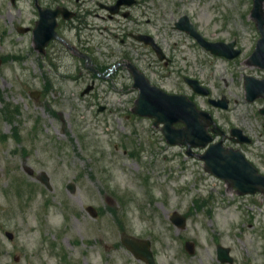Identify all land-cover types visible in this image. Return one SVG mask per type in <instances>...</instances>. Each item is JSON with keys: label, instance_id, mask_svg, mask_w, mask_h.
I'll list each match as a JSON object with an SVG mask.
<instances>
[{"label": "rangeland", "instance_id": "obj_1", "mask_svg": "<svg viewBox=\"0 0 264 264\" xmlns=\"http://www.w3.org/2000/svg\"><path fill=\"white\" fill-rule=\"evenodd\" d=\"M252 8V0H138L132 21L107 19L101 31L85 33L94 35L86 50L99 66L128 59L149 78L166 74L168 92L191 99L183 78L192 77L212 97L226 95L227 111L198 95L192 101L227 133L224 146L264 174V100L247 102L244 88L245 75H264L246 60L260 36ZM9 10L0 0V264H145L122 244L123 233L150 240L157 264H221L218 244L232 250L233 264H264V194H239L205 170L203 149L188 156L154 119L135 115L127 67L93 79L75 45L52 62L15 28ZM183 16L210 42L235 41L242 55H211L175 28ZM137 33L152 36L175 63L164 67ZM235 127L253 143L234 144ZM43 172L51 190L39 180ZM174 212L187 218L185 229L170 221ZM186 241L195 243L194 255Z\"/></svg>", "mask_w": 264, "mask_h": 264}, {"label": "water", "instance_id": "obj_2", "mask_svg": "<svg viewBox=\"0 0 264 264\" xmlns=\"http://www.w3.org/2000/svg\"><path fill=\"white\" fill-rule=\"evenodd\" d=\"M135 0H119L117 7L127 4L131 5ZM254 9L252 11V17L258 24L262 39L259 41L257 50L253 54L251 62L256 65L264 67V0H254ZM177 27L181 30L187 31L190 35L195 37L202 46L210 50L213 54L219 56H226L230 59L237 57L240 54L239 50H234L235 43H210L204 40V38L196 31L194 26L190 23L187 16L183 17ZM41 33H35L38 47L43 50L40 42ZM137 39L146 44L152 45L156 50L161 60L165 59V55L162 49L154 42L153 38L138 35ZM131 70L134 75L135 87L140 88L141 94L137 101V107L134 108V112L141 116H150L156 118V124L163 123V132L170 144L188 145L190 155L191 148L195 147H207L212 141V137L209 135L207 128L214 123L210 114L198 111L195 105L188 101L184 96H169L157 88L150 87L144 76L138 72L133 66ZM186 82L191 85L195 92L208 96L210 91L203 87L199 81L186 78ZM247 96L250 101L255 100L260 95H264V80H256L253 78H246ZM90 88L86 91L89 92ZM217 106L228 109V101L215 102ZM264 114V109L261 110ZM183 122L186 127L183 129H177L174 127L175 123ZM232 135L238 137V142L250 143L248 137L243 135V131L240 129H233ZM201 157V160L205 162L206 171L214 176L226 181L230 186L235 187L240 194H256L257 192H264V176L259 173L258 169L245 157L240 150L227 149L223 146L222 142L212 144L206 153ZM29 174H33L30 169L26 170ZM39 180L42 181L50 190V179L46 173H42L39 176ZM74 190L73 186L69 187ZM88 211L94 216H97V211L93 207H89ZM171 221L181 228L186 226V218L178 213H174L171 217ZM12 238L11 234H8ZM123 243L126 247L135 255L137 259L144 260L147 264H156L153 252L151 250V242L149 240H140L126 234L122 237ZM186 249L190 253H194V244L188 242ZM219 258L222 262H233V258L229 255V251H224L222 247H219Z\"/></svg>", "mask_w": 264, "mask_h": 264}, {"label": "flooded vegetation", "instance_id": "obj_3", "mask_svg": "<svg viewBox=\"0 0 264 264\" xmlns=\"http://www.w3.org/2000/svg\"><path fill=\"white\" fill-rule=\"evenodd\" d=\"M6 2L10 8L9 19L13 23L17 20L18 25L15 28L23 32V36L31 37L33 44H35L33 35L36 30L44 32L45 37L56 33L62 39L51 37L45 51L40 53L47 59L51 58L52 62L60 60L63 56L62 51L68 49L67 46L71 44L85 50L94 42V35L84 36L85 33L101 30L102 22L107 18H118L126 10L122 8L118 15L111 16L108 7L112 6L116 0L110 3L106 0H6ZM126 16H131L132 19V14L128 9ZM120 63L123 64V62ZM170 63L175 62L170 59ZM258 69L264 73V69ZM260 78H264V75ZM148 79L153 85L165 89L169 76L165 74ZM171 93L181 94V89ZM192 97L193 95L191 99Z\"/></svg>", "mask_w": 264, "mask_h": 264}]
</instances>
